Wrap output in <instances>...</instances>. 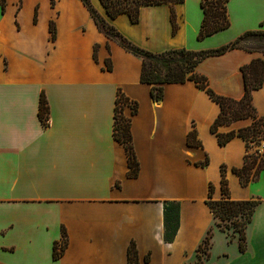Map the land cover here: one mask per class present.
<instances>
[{"label":"crops","instance_id":"crops-1","mask_svg":"<svg viewBox=\"0 0 264 264\" xmlns=\"http://www.w3.org/2000/svg\"><path fill=\"white\" fill-rule=\"evenodd\" d=\"M89 2L124 39L151 53L210 50L244 32H264V0H229L230 27L201 41V0L173 7L175 34L168 5L141 7L133 24L124 14L111 20L99 0ZM254 59L264 61V54L232 50L204 59L196 72L217 96L240 100V68ZM140 73L141 60L107 39L81 0H54V6L51 0H7L0 10V264H127L131 242L139 264H193L209 228L211 249L228 240L206 205L210 186L211 200L222 198L221 166L232 201H259L238 264H264V169L246 187L232 173L255 144L247 151L235 137L219 146L210 128L220 109L204 91L192 82L165 85L162 100L154 102ZM118 90L138 105L130 118L139 163L134 179L127 177L125 151L112 136ZM40 94L49 107L47 128L37 116ZM252 104L264 118V85L252 92ZM124 114L129 117L130 109ZM250 124L240 120L219 126L218 133ZM193 130L201 147L187 145ZM205 160L206 166L198 165ZM167 201L179 203L170 244L163 241ZM62 228L66 248L53 260Z\"/></svg>","mask_w":264,"mask_h":264},{"label":"trees","instance_id":"trees-1","mask_svg":"<svg viewBox=\"0 0 264 264\" xmlns=\"http://www.w3.org/2000/svg\"><path fill=\"white\" fill-rule=\"evenodd\" d=\"M184 0H99L107 17L114 20L120 15H127L131 23L139 20V11L143 6L168 5L171 8L172 34L177 31L176 17L173 7L183 3ZM89 11L95 25L107 39L118 42L127 52L141 60L140 83L150 86V97L154 102H159L163 98V88L165 85L184 84L192 82L198 89L204 91L209 98L215 102L220 109L217 118L211 125L210 131L217 137L218 145L224 146L235 137L241 138L246 143L247 151L250 144L258 145L264 134V118L258 117L252 104V92L260 89L264 85V61L254 59L249 64L242 66L240 72L243 79L244 93L240 100H233L217 96L208 87L207 79L196 72L197 65L208 57L221 56L232 50H244L247 52H260L264 54V48L253 50L244 47L249 39L264 41V32L261 30L247 31L238 36L233 41L215 49L203 51H190L186 49L168 50L161 53H151L141 49L126 39H124L114 27L109 25L91 6L89 0H81ZM229 0H201L202 21L197 33V40L201 41L215 33L227 30L230 27V20L227 11ZM7 0H0V10L4 13ZM54 6V0H51ZM36 16V15H35ZM35 20V17H34ZM50 38L55 40V29L53 22L49 26ZM96 51V47L94 48ZM106 69L111 70V63L106 61ZM130 109V116L126 117L125 109ZM138 105L128 99L121 91H117L113 108V139L119 143L126 154L128 172L127 177L134 179L139 173V163L135 156L132 145L131 117L136 115ZM38 119L44 128L48 127L49 107L43 94H40L37 112ZM240 120H250V126L240 129L237 133H218V127L230 125ZM187 145L191 147H201L196 139L195 131H191L187 136ZM205 160L199 166H206ZM263 161L258 162L255 153L244 156L243 166L240 169H232L240 181L242 187H246L255 180L263 171ZM226 168H220V186L222 198L213 201V187H209L208 200L206 205L215 219V227L225 233L228 240L237 238L238 248L241 253L247 249L246 230L251 223L255 208L259 201H232L229 196L227 180L225 178ZM179 227V203L167 201L163 203V241L170 244L174 241ZM213 229L209 228L205 238L196 249V260L193 264H207L210 259L211 238ZM61 242H55L52 247V258L58 260L66 248V232L61 229ZM148 262V258H145ZM127 264H139L137 250L134 242L129 244L127 250Z\"/></svg>","mask_w":264,"mask_h":264},{"label":"rangeland","instance_id":"rangeland-1","mask_svg":"<svg viewBox=\"0 0 264 264\" xmlns=\"http://www.w3.org/2000/svg\"><path fill=\"white\" fill-rule=\"evenodd\" d=\"M197 38V37H196ZM244 47L260 50L264 48V41H259L258 39H249ZM213 238V236H212ZM211 238V246L213 245V241ZM234 239V240H233ZM231 240H227L226 242L216 241L213 248L211 250V264H238L240 254L241 253L238 248L237 238H233ZM210 260V259H209Z\"/></svg>","mask_w":264,"mask_h":264},{"label":"built area","instance_id":"built-area-1","mask_svg":"<svg viewBox=\"0 0 264 264\" xmlns=\"http://www.w3.org/2000/svg\"><path fill=\"white\" fill-rule=\"evenodd\" d=\"M263 152H264V144L262 142H260L258 145H255L254 146L253 153L256 154V156L258 157V159L261 158Z\"/></svg>","mask_w":264,"mask_h":264}]
</instances>
